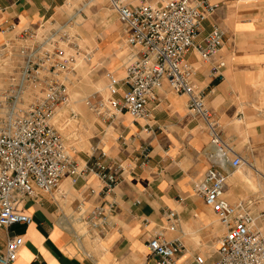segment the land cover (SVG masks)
Returning <instances> with one entry per match:
<instances>
[{
  "label": "crops",
  "instance_id": "1",
  "mask_svg": "<svg viewBox=\"0 0 264 264\" xmlns=\"http://www.w3.org/2000/svg\"><path fill=\"white\" fill-rule=\"evenodd\" d=\"M124 1L134 6L138 0ZM209 2L216 7L201 24L196 42L212 27L222 29L223 46L218 57L225 67L222 77L213 78L212 64L202 62L197 52L190 50L187 60L195 69L194 83L218 119L222 140L246 164L262 167L264 0ZM67 3L68 0H0V48L9 42L17 46L26 30L48 22L63 23L68 18L63 14ZM119 24L124 51L121 58L113 54L104 77L108 71L118 78L124 76L128 49L126 32L120 21ZM101 49L106 53L115 46L98 45V53ZM187 104L186 96L173 93L168 82L163 81L147 104L149 119H133L124 113L107 126V121L98 117L101 140L91 147V154L82 159L81 165L121 163L123 172L117 186L104 197L97 176L77 177L75 181L65 176L53 192L23 201L22 212L32 221L0 228V252L11 236L18 235L23 245L14 264H157L156 258L146 252V245L155 230L166 226L168 210H174L180 221L175 232L165 231L164 237L169 241L179 239L185 247L174 264H193V255L199 254L197 247L215 242L218 245L224 228L215 224L214 214L194 192V183L210 166L211 145L203 121L188 112ZM108 127L113 128V135L108 134ZM230 170L227 168V178ZM110 203L113 208L108 211V231L103 235L89 231V239L80 234V204L81 209L89 210L97 205L107 208ZM215 257L216 251L212 261Z\"/></svg>",
  "mask_w": 264,
  "mask_h": 264
},
{
  "label": "built area",
  "instance_id": "2",
  "mask_svg": "<svg viewBox=\"0 0 264 264\" xmlns=\"http://www.w3.org/2000/svg\"><path fill=\"white\" fill-rule=\"evenodd\" d=\"M107 2L124 27L128 54L122 78L106 72L108 98L92 106L94 112L109 123L124 113L133 119H149L147 104L163 81L173 93L186 96L188 112L203 121L211 145L210 166L194 183V192L224 228L211 264H264V234L256 226L251 203H231L225 196L227 168L237 169L246 162L222 140L218 119L195 86V69L187 60L188 52L195 50L202 62L212 64L211 77H222L225 62L218 54L224 31L214 26L196 42L201 24L216 5L209 0H138L134 6L124 0ZM30 33L36 38L35 32ZM25 36L24 31L17 46L9 42L0 48V65L8 60L16 71L8 75L6 85L0 86V228L30 224L31 217L21 209L23 201L53 192L65 176L73 181L97 176L105 197L117 186L123 172L118 162L81 165L70 157L63 126L60 129L55 118L57 110L69 103L68 89L57 72L69 70L74 59L64 57L57 49L59 62H51L52 53L38 40L27 44ZM28 96L31 102H27ZM81 205L77 210L79 224L99 235L107 232L108 211L113 204L89 210L81 209ZM165 219L166 226L154 231L146 247L157 264H174L185 247L179 239L166 240L164 232H175L180 220L174 210H168ZM22 245V236H11L0 252V264H14ZM192 259L193 264H206L200 254Z\"/></svg>",
  "mask_w": 264,
  "mask_h": 264
},
{
  "label": "rangeland",
  "instance_id": "3",
  "mask_svg": "<svg viewBox=\"0 0 264 264\" xmlns=\"http://www.w3.org/2000/svg\"><path fill=\"white\" fill-rule=\"evenodd\" d=\"M64 13L68 18L63 23L48 22L37 29L26 30L25 39L27 44L33 40L42 43V47L53 55L51 62H59L61 56L56 53L57 49L64 57L72 56L74 59L69 70L57 72L58 79L68 89L69 103L58 109L55 121L60 129L63 126L62 134L68 154L81 164L82 159L91 154V147L98 139L101 140V122L92 106L107 98V80L104 73L109 70L107 66L113 54L120 58L122 56V28L117 16L110 10L107 0H68L63 8ZM30 32H35L36 38L35 35L32 38L33 34ZM106 43L114 44L116 50H108L105 53L101 49L102 52L98 53V45L103 46ZM12 73H16L13 64L8 60L2 61L0 86L6 85L8 75ZM44 74L42 72V75ZM26 100L31 102L32 97L28 96ZM106 125L110 126L109 122ZM106 125L102 124L103 127ZM108 134L113 135V128L108 127ZM226 183V198L231 203L250 202L256 226L264 234V166L243 164L229 171ZM213 220L215 224H219L215 215ZM78 230L89 239V231L85 226L80 224ZM217 246L215 242L196 249L206 258V264H210Z\"/></svg>",
  "mask_w": 264,
  "mask_h": 264
},
{
  "label": "bare ground",
  "instance_id": "4",
  "mask_svg": "<svg viewBox=\"0 0 264 264\" xmlns=\"http://www.w3.org/2000/svg\"><path fill=\"white\" fill-rule=\"evenodd\" d=\"M108 98V95L106 96ZM107 98H105V100H107ZM62 108V107H61ZM58 111V110H57ZM127 114V113H125ZM61 115V114H60ZM129 115V114H128ZM57 116V115H56ZM130 116V115H129ZM131 117V116H130ZM58 118V117H57ZM56 119V118H55ZM59 119V118H58ZM58 122V121H57ZM226 194V193H225Z\"/></svg>",
  "mask_w": 264,
  "mask_h": 264
}]
</instances>
